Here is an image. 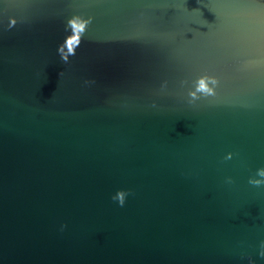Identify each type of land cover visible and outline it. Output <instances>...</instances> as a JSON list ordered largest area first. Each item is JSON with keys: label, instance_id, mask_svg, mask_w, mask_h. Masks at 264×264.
Wrapping results in <instances>:
<instances>
[{"label": "water", "instance_id": "water-1", "mask_svg": "<svg viewBox=\"0 0 264 264\" xmlns=\"http://www.w3.org/2000/svg\"><path fill=\"white\" fill-rule=\"evenodd\" d=\"M260 168L264 0H0V264H264Z\"/></svg>", "mask_w": 264, "mask_h": 264}, {"label": "clouds", "instance_id": "clouds-1", "mask_svg": "<svg viewBox=\"0 0 264 264\" xmlns=\"http://www.w3.org/2000/svg\"><path fill=\"white\" fill-rule=\"evenodd\" d=\"M14 23V21H13ZM65 60H67V58H64ZM207 81V83L205 82ZM215 85L217 83V81L211 77H203L200 78L198 82H196L195 84V88L197 91L205 94V95H213L214 94V88L213 87H209V84ZM190 95L195 97V93L194 92H190ZM227 158H231V153L228 155ZM257 176H259L261 179H250L249 183L253 184V185H260L262 183H264V168H260L257 170ZM129 193L127 191L124 190H118L116 192V194L112 197L113 200L118 201V203L123 206L125 203V199L127 197ZM264 246V245H262ZM262 256H264V251H262L260 253Z\"/></svg>", "mask_w": 264, "mask_h": 264}]
</instances>
